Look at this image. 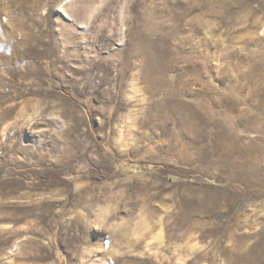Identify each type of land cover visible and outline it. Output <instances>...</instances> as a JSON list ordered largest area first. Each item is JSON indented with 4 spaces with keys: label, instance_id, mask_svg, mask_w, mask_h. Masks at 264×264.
<instances>
[{
    "label": "rangeland",
    "instance_id": "374dc122",
    "mask_svg": "<svg viewBox=\"0 0 264 264\" xmlns=\"http://www.w3.org/2000/svg\"><path fill=\"white\" fill-rule=\"evenodd\" d=\"M0 264H264V0H0Z\"/></svg>",
    "mask_w": 264,
    "mask_h": 264
}]
</instances>
